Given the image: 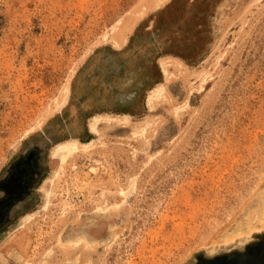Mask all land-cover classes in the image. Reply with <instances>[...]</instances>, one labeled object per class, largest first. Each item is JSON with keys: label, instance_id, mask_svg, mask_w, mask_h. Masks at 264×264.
Here are the masks:
<instances>
[{"label": "rangeland", "instance_id": "1", "mask_svg": "<svg viewBox=\"0 0 264 264\" xmlns=\"http://www.w3.org/2000/svg\"><path fill=\"white\" fill-rule=\"evenodd\" d=\"M6 173L0 264H264V0H0Z\"/></svg>", "mask_w": 264, "mask_h": 264}, {"label": "flooded vegetation", "instance_id": "2", "mask_svg": "<svg viewBox=\"0 0 264 264\" xmlns=\"http://www.w3.org/2000/svg\"><path fill=\"white\" fill-rule=\"evenodd\" d=\"M26 162H27V165H30L28 161H26ZM24 165H26V164H24ZM28 171H30V170L28 169ZM6 174L7 175L5 177L0 179V227H2L7 222V220H9L10 218H14V217H17L19 215V213H18L19 210H17L15 207L21 201L17 198V192H16V191H18L17 187L15 185L7 184V180L9 181V177L11 175H10V173H6ZM21 174H23V173H21ZM26 177H29V176H27V175L24 176V178H26ZM260 222L257 223L252 228L257 229V230L264 228V226L259 225ZM249 233H250V230L247 232L241 231V234L238 237L242 236L243 234H249ZM255 245H258L259 253H262V248H261L262 245H260L258 242H256Z\"/></svg>", "mask_w": 264, "mask_h": 264}, {"label": "bare ground", "instance_id": "3", "mask_svg": "<svg viewBox=\"0 0 264 264\" xmlns=\"http://www.w3.org/2000/svg\"><path fill=\"white\" fill-rule=\"evenodd\" d=\"M92 122V121H91ZM89 124V123H88ZM89 130L90 132L94 133L95 131V120L91 123V125H89ZM74 148V147H73ZM72 148V150H73ZM54 150L53 151V156L56 158V157H59L60 156H63L64 154H66L68 152V146H66L65 144H57L55 146V148H52ZM70 150V149H69ZM71 151V150H70Z\"/></svg>", "mask_w": 264, "mask_h": 264}]
</instances>
